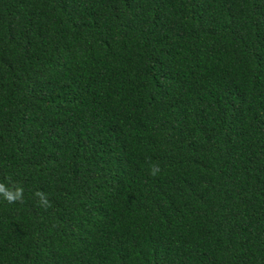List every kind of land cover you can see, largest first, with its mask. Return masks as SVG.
Listing matches in <instances>:
<instances>
[{"label": "trees", "instance_id": "trees-1", "mask_svg": "<svg viewBox=\"0 0 264 264\" xmlns=\"http://www.w3.org/2000/svg\"><path fill=\"white\" fill-rule=\"evenodd\" d=\"M0 264H264V0H0Z\"/></svg>", "mask_w": 264, "mask_h": 264}]
</instances>
